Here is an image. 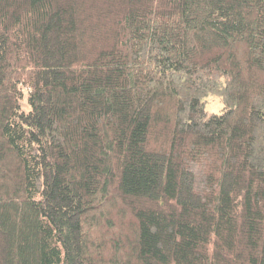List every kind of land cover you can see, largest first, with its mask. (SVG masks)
Returning <instances> with one entry per match:
<instances>
[{
  "label": "trees",
  "instance_id": "16d2710c",
  "mask_svg": "<svg viewBox=\"0 0 264 264\" xmlns=\"http://www.w3.org/2000/svg\"><path fill=\"white\" fill-rule=\"evenodd\" d=\"M0 264H264V0H0Z\"/></svg>",
  "mask_w": 264,
  "mask_h": 264
},
{
  "label": "rangeland",
  "instance_id": "374dc122",
  "mask_svg": "<svg viewBox=\"0 0 264 264\" xmlns=\"http://www.w3.org/2000/svg\"><path fill=\"white\" fill-rule=\"evenodd\" d=\"M204 109L208 115H221L223 113V105L217 96H208L203 101ZM23 109L25 111L29 110V107L26 105V102H23Z\"/></svg>",
  "mask_w": 264,
  "mask_h": 264
}]
</instances>
